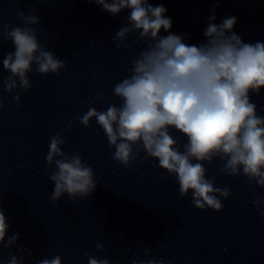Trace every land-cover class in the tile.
I'll use <instances>...</instances> for the list:
<instances>
[{
    "label": "clouds",
    "instance_id": "1",
    "mask_svg": "<svg viewBox=\"0 0 264 264\" xmlns=\"http://www.w3.org/2000/svg\"><path fill=\"white\" fill-rule=\"evenodd\" d=\"M113 16L130 10L127 26L121 27L113 37L117 48L128 49V37L138 33L132 41L146 46L131 61L129 75L113 87V95L120 105L109 104L106 111L90 107L77 117L78 122L90 127L95 119L103 129L112 158L129 167L140 158L141 164L149 158L158 160V167L177 179L180 196L191 193L192 204L200 210L221 212L223 200L231 195L228 186L217 187L215 178L207 179L204 163L215 159L223 161L220 172L231 177L244 176L248 186L253 182L264 188V116L257 114V105L250 94L259 96L264 88V42L246 43L233 29L236 17H227L220 24L209 23L203 32L206 42L190 45L188 34L170 31L173 22L166 17L167 9L154 6L149 0H87ZM219 2V0H217ZM35 11V10H34ZM210 21L216 20L215 9ZM25 27L0 22V41L14 44V52L2 59L3 69L10 74L0 79L3 89L20 104V93L31 89L28 74H59L66 62L45 50L38 41L37 29L41 23L35 14L17 12ZM168 32L161 36V30ZM104 90L96 95L103 99ZM4 107L0 96V109ZM73 127L69 123L68 128ZM170 130L187 138L183 151ZM63 133L50 137L45 157L54 182L51 199L59 202L67 194L70 198L89 197L97 187L95 173L79 153L62 150ZM141 152L145 153L141 157ZM195 161V162H194ZM54 165V168H53ZM138 171V169H137ZM253 204L264 215V201L253 197ZM2 197H0V245L11 249L19 234L7 236ZM6 241V243H5ZM103 251V245L97 243ZM145 254L150 249L145 248ZM19 256L9 252L7 264H24L25 256L32 253L26 247L17 249ZM88 264H110L109 259L92 257ZM2 261V248H0ZM37 264H62L56 255L43 258ZM132 264H165L164 260L133 261Z\"/></svg>",
    "mask_w": 264,
    "mask_h": 264
}]
</instances>
